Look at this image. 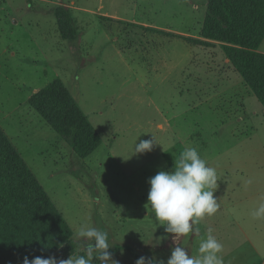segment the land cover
I'll return each instance as SVG.
<instances>
[{
    "label": "rangeland",
    "instance_id": "rangeland-1",
    "mask_svg": "<svg viewBox=\"0 0 264 264\" xmlns=\"http://www.w3.org/2000/svg\"><path fill=\"white\" fill-rule=\"evenodd\" d=\"M61 5L74 40L60 35ZM206 11L207 0H0V127L71 229L70 255L52 257L84 255L74 237L87 225L110 248L163 262L176 247L199 257L211 230L223 264H264V218H252L264 204V104L220 43L201 38ZM55 78L100 136L84 159L28 103ZM153 137L152 152L135 154ZM192 149L220 178L219 211L175 239L155 218L148 181ZM112 257L133 264L127 250Z\"/></svg>",
    "mask_w": 264,
    "mask_h": 264
},
{
    "label": "trees",
    "instance_id": "trees-1",
    "mask_svg": "<svg viewBox=\"0 0 264 264\" xmlns=\"http://www.w3.org/2000/svg\"><path fill=\"white\" fill-rule=\"evenodd\" d=\"M55 12L61 37L76 39L69 9L61 5ZM200 36L220 43L228 62L264 104V54L257 51L264 38V0H207ZM28 103L78 158L100 145L98 132L60 78L32 94ZM71 237L66 220L0 127V264H24L25 257L31 264L59 253L66 258ZM120 250L131 254L133 264L143 257L127 244H115L109 254Z\"/></svg>",
    "mask_w": 264,
    "mask_h": 264
},
{
    "label": "clouds",
    "instance_id": "clouds-1",
    "mask_svg": "<svg viewBox=\"0 0 264 264\" xmlns=\"http://www.w3.org/2000/svg\"><path fill=\"white\" fill-rule=\"evenodd\" d=\"M155 145L153 137L152 140L135 145L134 152L135 154L150 153ZM219 180L216 171L206 167V162L200 158L196 150L184 151L179 159L175 160L172 174L161 171L148 181L150 184L148 202L156 220L165 225V231L172 234L175 239L193 234L194 225L199 224L206 216L216 215L219 211L218 202L214 199ZM251 183L252 181H248L247 185L251 186ZM252 218L255 220L264 218V204L258 211L252 213ZM194 234H199L198 229ZM74 238L83 241L81 248L84 255H72L67 260L38 257L32 260L31 264H92L94 258L100 264H117L109 254L111 245L106 231L83 225ZM59 247L62 248L63 245ZM222 252L223 246L209 230L207 240L200 244L199 257H189L183 248L176 247L167 264H223L219 256ZM24 264H29L27 257L24 259ZM136 264H154V260L141 257ZM159 264L164 262L160 261Z\"/></svg>",
    "mask_w": 264,
    "mask_h": 264
}]
</instances>
